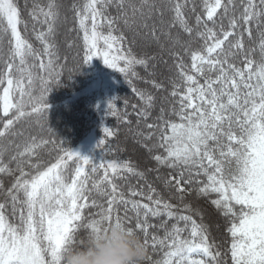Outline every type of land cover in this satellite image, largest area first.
Masks as SVG:
<instances>
[{"label": "snow or ice", "instance_id": "obj_1", "mask_svg": "<svg viewBox=\"0 0 264 264\" xmlns=\"http://www.w3.org/2000/svg\"><path fill=\"white\" fill-rule=\"evenodd\" d=\"M60 8L57 0H34V31L35 24L42 26L35 32L41 45L36 48L25 35L19 0H0V264H64L69 248L82 247L114 222L142 239L146 264H223L205 209L187 201L190 196L224 220L231 264H264V0H74L70 6L75 31L82 33L84 64L99 57L130 85L140 78L137 67L147 72L157 58L137 53L138 42L155 43L160 53L162 39L168 43L179 82L170 78L175 103L169 111L161 107L156 122L145 124L159 129L158 136L139 129L151 117L153 95L132 88L143 101L133 135L155 162L147 171L161 179L160 169L169 170L162 178L167 197L130 160L83 156L63 141L35 134L18 142L25 136L17 127L22 122L44 128L48 95L62 77L55 43ZM254 30L255 47L246 46ZM114 101L107 111L118 116ZM102 131L96 145L101 152L107 138L117 135L107 126ZM45 148L51 160L42 158ZM127 176L144 182L129 187L131 198L116 182ZM93 192L105 203L92 198ZM91 208L99 211L86 215ZM153 217L167 219L156 225ZM157 227L163 236L151 231ZM82 231L86 235L78 240Z\"/></svg>", "mask_w": 264, "mask_h": 264}, {"label": "trees", "instance_id": "obj_2", "mask_svg": "<svg viewBox=\"0 0 264 264\" xmlns=\"http://www.w3.org/2000/svg\"><path fill=\"white\" fill-rule=\"evenodd\" d=\"M33 2L34 0H27V7H25V0H19L22 17L28 24V31L25 35L36 48H40V42L35 39V32L40 31L42 26L38 23L35 24L34 31V21L29 15L33 7ZM35 2L43 5L47 3V0H35ZM73 2L74 0H57V3L61 6V19L57 24L55 43L59 49L61 56L60 64L63 65V70L59 84L52 85V91L47 98V102L51 106L48 110V119L43 122L44 128L42 130L31 121L19 124L17 127L24 131L25 136L18 138V142L22 143L23 139L28 135L35 134L45 138H52L58 142L63 141L64 148L78 151L83 156H90L96 159L103 156L105 160H130L139 170L145 171L147 181L152 183L154 187L167 197L168 193L164 188L162 178L167 175L169 170L166 168L160 169L159 175L161 179L156 178L157 173L155 171H147L148 169H154L156 167L155 162L150 159L146 149L140 143H137V140L141 138L133 135L137 130L136 121L138 117L136 112L143 106V101L132 91V88L136 87L153 95L154 106L151 109V117L147 121L141 120L139 129L146 134L149 131H154L158 136L160 134L159 129H147L145 124L156 122L155 118L160 114L161 107L165 109L166 113L169 111L170 106L175 103L169 95L171 91L170 78L179 82L173 60L167 54L169 45L162 39L161 42L165 43V52L160 53L159 46L155 43H151L150 46H145L143 41L138 42V45L135 47L137 53L148 52L149 54L157 55L156 60L153 61L155 67L149 68L147 72L143 68L137 67L136 70L140 78H132L131 85L124 79L121 73L113 70L109 76V82H112L113 85L111 87L109 86L108 92L99 91L98 88H94L93 82L97 78L99 79V75L102 78L105 72L99 73L100 62L96 58H93L87 65L83 62L82 33L79 36L77 35L73 13L70 11V6ZM75 2L78 3L80 0H75ZM197 3H199V0H197ZM110 11L115 14L114 9H110ZM169 15L166 14L165 18L167 19ZM65 16L67 17L66 22L64 19ZM226 24L227 21H225ZM174 31H178V29H174ZM183 39L187 40L188 37L184 35ZM256 39L254 30L252 41H249L247 37L245 38L246 46L255 47ZM193 47H199V43L193 44ZM65 57L67 58L66 61L64 59ZM255 58L259 59L258 50ZM184 60L188 63V56H185ZM149 73H154V75H150ZM106 78L108 80L107 75ZM152 80L161 83L163 88H154L150 82ZM114 99L120 113L118 116H113L107 111L108 102ZM133 106L136 107L134 108ZM125 112L127 116L124 115ZM171 118L175 119V117ZM125 121H131V123H126ZM103 125L112 128L117 135L107 138V147L101 152L96 145L101 138H104L102 131ZM129 129L132 131H129ZM91 136L94 138L89 141ZM154 142L155 139L149 143ZM41 156L45 161L52 159L48 155L47 148L41 152ZM3 179L6 185L10 184L12 180L11 177H4ZM116 182L120 190L124 192L126 198H131L129 194L130 186L139 187L144 183L134 176H127V179H120ZM144 190L147 191L146 188ZM92 198L96 199L99 204H104L106 200L105 197L95 192H93ZM134 199H140V197H135ZM187 201L192 202L194 206L197 204L203 206L205 209V222L210 224L211 238L215 240L220 246V250L224 253L223 264H231L230 253L228 252L230 237L225 231L224 220L216 214L210 204H205L202 200L198 202L194 196L188 197ZM172 202L178 203L176 200ZM98 211L99 208H91L86 211V215H93ZM120 214L122 216L124 215L122 206ZM128 215L132 216L133 213L129 212ZM164 219L167 218L153 217L150 218V222L159 225L161 220ZM171 223L173 221H169V226H171ZM151 231L160 236H163L164 232L159 227ZM85 235V232L82 231L78 240ZM149 252L152 254L151 249H149ZM154 258H156L155 254Z\"/></svg>", "mask_w": 264, "mask_h": 264}, {"label": "clouds", "instance_id": "obj_3", "mask_svg": "<svg viewBox=\"0 0 264 264\" xmlns=\"http://www.w3.org/2000/svg\"><path fill=\"white\" fill-rule=\"evenodd\" d=\"M147 255L142 239L114 222L99 235H90L82 247L69 248L64 264H146Z\"/></svg>", "mask_w": 264, "mask_h": 264}, {"label": "rangeland", "instance_id": "obj_4", "mask_svg": "<svg viewBox=\"0 0 264 264\" xmlns=\"http://www.w3.org/2000/svg\"><path fill=\"white\" fill-rule=\"evenodd\" d=\"M98 60V62H100V72H105L103 74V77L101 78V75H99V79L97 78L94 82H93V85H94V88H98L99 91H102V92H108V89H109V86L111 87L113 85L112 82H109V76H110V73L113 72L112 69L108 68L104 63H103V60L99 57L96 58ZM106 75L108 76V80L106 78ZM105 125H103L104 127ZM94 137H90V140L91 141Z\"/></svg>", "mask_w": 264, "mask_h": 264}]
</instances>
